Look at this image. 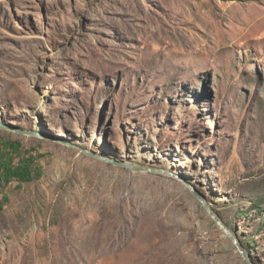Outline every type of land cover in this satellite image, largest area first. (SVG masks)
<instances>
[{
    "label": "rangeland",
    "instance_id": "1",
    "mask_svg": "<svg viewBox=\"0 0 264 264\" xmlns=\"http://www.w3.org/2000/svg\"><path fill=\"white\" fill-rule=\"evenodd\" d=\"M0 123V264H264V0H0Z\"/></svg>",
    "mask_w": 264,
    "mask_h": 264
},
{
    "label": "trees",
    "instance_id": "2",
    "mask_svg": "<svg viewBox=\"0 0 264 264\" xmlns=\"http://www.w3.org/2000/svg\"><path fill=\"white\" fill-rule=\"evenodd\" d=\"M23 152L19 141H6L0 137V182L4 185L12 181L31 182L42 176L36 156L29 155L16 162ZM0 209H3L1 204Z\"/></svg>",
    "mask_w": 264,
    "mask_h": 264
},
{
    "label": "water",
    "instance_id": "3",
    "mask_svg": "<svg viewBox=\"0 0 264 264\" xmlns=\"http://www.w3.org/2000/svg\"><path fill=\"white\" fill-rule=\"evenodd\" d=\"M5 126L3 124L0 123V128H4ZM20 130V129H19ZM20 132L22 133H26V134H31V135H37L36 132H33V131H27V130H20ZM104 160H108L106 158H104ZM109 161V160H108ZM116 163V162H115ZM119 164H122V165H125V166H129L131 168H133L134 170H141V171H156V172H163V173H167L166 170H159V169H151V168H143V167H140V166H136L134 164H130V163H119ZM210 212L211 214L216 218V220H218L220 222V224L223 226V228L226 230V232H228V234L235 240L237 241V238L236 236L234 235V233L229 230L220 220L219 218L211 211L210 209ZM238 242V241H237ZM242 254L244 255L245 257V262L246 264H253L250 257H249V254L246 252V251H243L242 250Z\"/></svg>",
    "mask_w": 264,
    "mask_h": 264
},
{
    "label": "bare ground",
    "instance_id": "4",
    "mask_svg": "<svg viewBox=\"0 0 264 264\" xmlns=\"http://www.w3.org/2000/svg\"><path fill=\"white\" fill-rule=\"evenodd\" d=\"M168 35V34H167Z\"/></svg>",
    "mask_w": 264,
    "mask_h": 264
}]
</instances>
